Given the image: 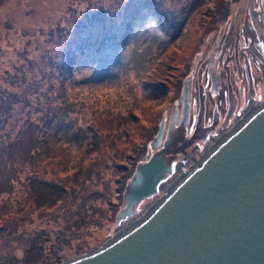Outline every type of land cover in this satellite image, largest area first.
I'll return each instance as SVG.
<instances>
[{"label":"rangeland","instance_id":"obj_1","mask_svg":"<svg viewBox=\"0 0 264 264\" xmlns=\"http://www.w3.org/2000/svg\"><path fill=\"white\" fill-rule=\"evenodd\" d=\"M209 1L0 0V101H17L0 124V264H58L106 242L139 163L157 150L166 163L195 160L261 102L264 0L233 5L223 41H205L201 55L200 13ZM82 40L64 98L55 87ZM190 57L179 87H157L171 88ZM19 85L26 92L14 96ZM25 101L61 106L45 133L27 130L42 110ZM26 116L36 123L17 136ZM31 175L62 195L34 201ZM163 192L135 201L132 213L146 214Z\"/></svg>","mask_w":264,"mask_h":264},{"label":"water","instance_id":"obj_2","mask_svg":"<svg viewBox=\"0 0 264 264\" xmlns=\"http://www.w3.org/2000/svg\"><path fill=\"white\" fill-rule=\"evenodd\" d=\"M162 131L161 120L152 146ZM160 190L146 214L132 213ZM58 264H264V96L198 159L165 163L157 150L137 165L114 236Z\"/></svg>","mask_w":264,"mask_h":264},{"label":"trees","instance_id":"obj_3","mask_svg":"<svg viewBox=\"0 0 264 264\" xmlns=\"http://www.w3.org/2000/svg\"><path fill=\"white\" fill-rule=\"evenodd\" d=\"M197 1H199V0H197ZM240 2H241V0H210L209 2L206 3L205 9L201 10V13H200L201 14L200 15V28H201L200 30H202L203 28H205V29L202 32L198 33V37H197L198 42L205 44L204 49L201 52V55H204L206 48L209 45L205 41L212 42L218 36H221L218 40L222 39V41H223V36H222L223 31L226 30L227 28H229L230 26H232V23L235 22V16H233L231 14L232 13V6L236 5V4L238 5ZM145 4L147 6H149L148 2H145ZM228 20L230 21V23L226 28H224L222 26L219 27L220 23L223 22L225 24V22H227ZM126 28H127V25H126ZM218 28H219V30H215ZM209 36H210V38H209ZM263 38H264V36H263ZM128 42H129V33L126 34L122 38L121 44L127 45ZM220 42H221V40L219 41V43ZM261 44H263V43L261 42ZM86 45H87V42L85 40L79 41V45L74 47V49L72 51L73 53L66 59V62L63 66L66 68V70L61 71L62 73H63V71H65L68 74H66V75L62 74L61 77L58 78L59 79V83H58L59 86L58 87L56 86L55 88L57 89V91H59L61 96H64V98L65 97L68 98V87H67V85L65 86V83H67L69 77L73 76V71H74L73 65L76 64L75 63V61H76L75 56L83 53V50L86 47ZM74 51H76V53H74ZM209 55H210V53H207L205 55V57H208ZM218 55L219 54H217V57H218ZM221 55L222 54L219 55V57L216 59V61L220 60ZM202 57L199 58L200 61L203 60ZM190 60H191V57L188 60V63L186 65L187 68H186L185 72H183L181 74V76L179 78H177L173 83H170L171 88H169V85L167 86L164 83L161 85H158L157 87H159L160 89H163V90L167 89V91L169 89L174 90L175 87H179L180 79L189 73L188 69L190 66ZM21 86L22 85H19V91H16V95H14V96H21V94H24L26 92V89L24 91H22ZM56 97H57V94H56ZM14 102H17V101H0V107H2V109L0 108V124L2 125V127L4 126L3 122H1L2 121V114H3V119L5 120L7 115H4V113L6 111H9V112L11 111ZM25 103H27V104H29V103L34 104L35 103V105H37L36 108L42 110V113H41L42 116L40 117L39 124L35 125V126H28L27 130L30 131V128H34V127L38 126L39 129L42 130L43 133H45V129L49 125L50 120L53 118V116L57 115L59 113V110L61 107L60 105L53 107L49 103L46 104V106H43L41 101H34V102L25 101ZM52 108H56V111L51 110ZM29 123H36V122H34L33 119H31L28 116L24 117L21 125L19 126V128L17 130L18 131L17 136L20 134V132L22 131L24 126L28 125ZM8 136L9 135H6V138ZM33 144L34 143H32V145ZM27 191H28V194L31 196V198L34 201H39V199H41V198H44L47 201H54L57 197L62 195V193L59 191L58 187L52 185L51 183H48L47 181L40 179L37 176H32V175L30 177L29 187L27 188ZM52 193L54 194L53 197H52V195H53ZM41 195H42V197H40ZM117 206H118V204H117ZM120 208L121 207H119V206H118V208H116L117 211L115 210V213H114L115 218H116L117 213L120 210ZM81 217H87V213L84 212L82 215L78 214V218L81 219Z\"/></svg>","mask_w":264,"mask_h":264},{"label":"bare ground","instance_id":"obj_4","mask_svg":"<svg viewBox=\"0 0 264 264\" xmlns=\"http://www.w3.org/2000/svg\"><path fill=\"white\" fill-rule=\"evenodd\" d=\"M260 88H261V86H260ZM256 106H257L256 104H253V103L250 104V107H249V109L247 110V114H246L245 118H246L248 115H250V114L256 109ZM245 118H244V119H245ZM244 119H243V120H244ZM243 120H242V121H243ZM225 136H226V135H225ZM225 136H221L220 139H219L218 141H220L221 139H223ZM152 207H153V206H152ZM152 207H150V209H151Z\"/></svg>","mask_w":264,"mask_h":264},{"label":"flooded vegetation","instance_id":"obj_5","mask_svg":"<svg viewBox=\"0 0 264 264\" xmlns=\"http://www.w3.org/2000/svg\"><path fill=\"white\" fill-rule=\"evenodd\" d=\"M248 9H249V10H248ZM244 11L246 12V14H247L249 17H253V18L255 19V22H256V23H259L256 14H254V13H250V7H249V6H248L247 10L245 9ZM261 89H262V88H261ZM260 91H261V90H260ZM263 96H264V95H263ZM252 100L254 101V98H253V97H251L250 101H252ZM260 100H261V99H260ZM260 100H259V101H260Z\"/></svg>","mask_w":264,"mask_h":264}]
</instances>
